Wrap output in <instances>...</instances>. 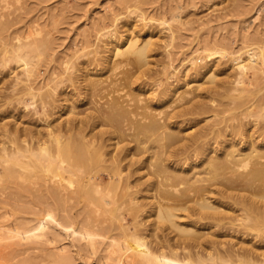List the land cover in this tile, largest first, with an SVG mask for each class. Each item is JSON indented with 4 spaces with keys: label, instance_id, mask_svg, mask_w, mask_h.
I'll return each mask as SVG.
<instances>
[{
    "label": "rangeland",
    "instance_id": "1",
    "mask_svg": "<svg viewBox=\"0 0 264 264\" xmlns=\"http://www.w3.org/2000/svg\"><path fill=\"white\" fill-rule=\"evenodd\" d=\"M130 41H136L138 45L148 44L147 64L137 62L135 55L130 53L116 55L115 43L119 45L118 51H122ZM31 43L33 46L30 50ZM27 49L30 50L28 62L31 65H28L31 69L28 80L21 63L16 61L17 55L25 53ZM210 53L214 54L206 59L204 55ZM190 56L193 57L194 67L203 69L208 66L211 71L205 76L193 74L187 61ZM239 64L246 68L239 67ZM39 98L46 102L44 113ZM142 109L152 116L157 115L155 118H162L166 122L169 120L168 130L178 131L184 138L186 134L195 136L210 131L213 134L215 131L214 134L220 133L219 138L212 134L210 137L217 136L216 140L220 143L227 134L229 137L231 130L228 128L240 129L234 136L235 140L247 136L249 132L258 136L264 129V0H0L1 143L6 141L8 145L11 144L6 135H18L15 141L21 143L19 139L23 141L33 137L34 132L36 136L41 132L45 134L48 127L54 124L61 128H68L71 124L69 126L78 129L82 125L80 120L84 122L91 118L84 124L83 129L86 130L80 132L90 135L103 131L104 149L111 152L115 151V146L120 148L126 142L118 138L107 142L106 136L111 134V130L113 134L114 130L118 132L119 127H126L131 118L126 113L133 110L144 112ZM186 109L190 113L170 121L172 113L178 110L187 112ZM101 110L102 113L106 111L104 116L108 114L113 119H106V116L99 122L97 115L103 116ZM113 110L117 114H112ZM89 130H92L90 134ZM243 130L248 134L243 133ZM22 131H25L24 134ZM74 131L68 133L72 132L78 137L82 134L78 130ZM260 140V145L264 144ZM214 145L219 148L218 144ZM84 151L82 154L75 150L61 153L65 163L75 166L76 174L58 169L65 176L63 180L58 178L57 181L67 191L63 190L60 194L65 193V197L66 193L67 196L72 193L70 196L74 195L73 198L69 196L67 200L64 198L56 203L49 200L47 187L52 184L50 179L54 178L53 169L24 172L22 178L16 180L21 186L20 190L0 182V264H128L127 261L131 260L132 264H138L141 258L138 257V260L133 253L135 256L132 259V252L131 259L126 256L127 261L123 257L126 252L122 257L115 252V255L109 254L104 237L107 236L104 233L106 231L103 230L100 235L95 230L96 225L103 223L117 227L119 220L117 215L111 217L105 212L110 205L102 203L103 198L92 191L94 187L91 183L94 184L95 180L100 182L98 176H104L98 184L102 185L101 189L108 199L107 194L114 198V194H121L122 190L124 193V182H111L102 173V166L108 162H96L92 159L93 155L90 158L84 155ZM223 151L220 149L216 154ZM216 154L211 153L210 156ZM147 156H143V159ZM158 159H150L148 166L146 163L131 178V181L138 180L140 183L133 189H140L136 197L148 205L145 206L147 211L140 214L143 221L153 222L156 219L155 210L149 213V206L157 201L158 185L152 170L147 167L152 163L158 164ZM203 159L199 160V164ZM247 168L240 167L239 172L245 173ZM222 171H218L219 175L216 174L212 181L218 186H222L223 177L228 176L224 175L226 170ZM126 172L122 175L126 176ZM30 175L43 176L42 179H46L48 185H40L43 183L40 177L39 184H31L26 190L24 187L28 185ZM86 178L88 183L91 181L89 184ZM149 181L154 184L152 189L148 188ZM115 184H118V190L114 188ZM78 188L79 191L85 190L79 192ZM55 195V198H59V194ZM214 195L207 194L208 200L222 206L219 210L226 208V200H215L217 196ZM113 207L111 205L109 209ZM176 214L177 222H188L183 211H177ZM129 221L128 225L131 224ZM39 224L44 225L43 228L39 229ZM190 228L196 230L197 235L202 233V241L208 243L214 240V246L219 247H216L215 253L211 252L215 257L213 261L204 260L207 264L238 263L235 256L230 258L223 252L226 246L234 247L232 245L239 241L238 233L199 223H192Z\"/></svg>",
    "mask_w": 264,
    "mask_h": 264
},
{
    "label": "bare ground",
    "instance_id": "2",
    "mask_svg": "<svg viewBox=\"0 0 264 264\" xmlns=\"http://www.w3.org/2000/svg\"><path fill=\"white\" fill-rule=\"evenodd\" d=\"M116 43H115V48H114V49H117L116 55L122 56L123 54L130 53L132 55H135L137 62H140L142 64H147L148 62L147 52L149 51V50L147 51V46H148L147 43H144L143 45H138L136 41H130L128 46L124 50L122 49V51H118L119 45L117 44H119V42L117 44ZM31 46H33L32 43L30 45V50H31ZM21 51L22 50H20V52ZM29 51L27 49V51L23 54H18V55L16 54L17 55L16 58H18V60L16 59V61L21 63L22 71L24 72V75L27 76L26 78L27 80L31 72V69L29 68L31 65L28 62L30 61L28 60ZM212 54L210 53L204 56L205 58L206 57L208 58V57H212L211 56ZM250 58L248 59L249 62H251L250 60H252ZM240 59L242 58L240 57ZM238 60H236L237 63H238ZM187 61L189 62V65L191 67L190 70H193V74L195 72L196 76L197 75L205 76L207 73L211 71V67H208V66H204V67L202 66L203 69H201L200 67L198 68L194 67L193 57H191ZM28 65L30 66L28 67ZM239 67L243 68L245 66L239 64ZM29 88L31 89V87L28 86V89ZM42 100L40 99L41 103L43 104L41 110L44 113L46 112V108H45L46 102L44 103L42 102ZM118 106H121V105H118ZM143 110L144 109H142V111ZM115 111L113 110L112 114ZM124 111L125 109H123V112ZM133 111L129 113H126L127 111L125 112L128 115L130 114L129 116L131 117V118L129 117L130 119L128 118L130 122H128L125 125L126 126L125 128L119 127L120 129L118 128V132H116L117 130L116 131L114 130L115 132L113 131V134H112V130H111V134L110 133L108 135L105 134V136L107 135L106 136L107 142L112 141L113 138H118L120 141L126 142L124 146L120 148H117L115 146V151H111V152L105 150L106 149L105 147L106 145H104L105 139L102 138L104 134L102 133L103 131H100L101 133L97 131L98 133L93 132L92 134H90L92 130L91 131L89 130L90 135H88V132L87 134L82 133L86 130V128L85 130L83 129L85 122L87 123L88 121L91 120V118H89L90 120L87 119L88 116L87 118L85 117L88 121L82 122V120H80V122L82 123L81 127H78L79 126L78 123L76 124L78 125L77 126L78 129L75 128L76 126L75 127H73V125L69 126L71 124L68 125V128H66L67 126H64L65 128H61L60 126H55L54 124L52 125V127L51 126L48 127V129L46 130L47 132L46 131H45L46 133L44 132L45 134H41L42 133L41 132L39 135L36 136L35 135L36 133L34 132L32 134L33 137H30L23 141H21L22 138L20 137L21 139L19 140L21 143L15 141L18 138V135L17 137L6 135V138H10V140L8 139L9 142H11L10 145H8L6 141H2L1 143V138H0V143H1L0 145V182L11 185L12 187H15L16 189L20 190L21 186H18L16 180H18L19 178H22V174L24 172L26 171L30 172L32 169H37V170L38 169H42V170H52L53 169L54 178L50 179L52 184L50 187H47L49 200H52L55 203L58 201L59 202L63 201L64 198L66 199V197H69L72 193L68 196H67L68 193H66L65 197H64L65 193L60 194L65 189H64V186H61V184L58 183L59 181H57V179L61 178L63 180L65 175L61 174V172H59L58 169H60L61 171L63 169L65 173L74 175L76 174L75 172L76 168L75 166L70 165V163H65V160L61 158L62 157L61 153L62 152L63 153L72 152V150L73 151L75 150V152L81 151L79 153L82 154L83 153L82 150L83 151L86 150V152L84 151V155L86 154V156L88 155L90 158L92 157L91 155H93L92 159L95 160L96 162L103 161V160H104V163L108 162L106 163L107 165H104V166L101 165L104 168V171L102 173L108 179L112 180L111 182L113 181L124 182L123 183L124 187H122L124 189V193L122 190L121 194L119 193H118L119 195L114 194L115 195L114 198L110 197L111 194L109 196L107 194L108 199H106V195L104 194L105 191L103 192V190L101 189L102 185L98 184L104 179V176L97 175L100 182L97 183L98 180L97 181L95 180L96 182L94 181V184L91 183L92 186L94 187L92 191L94 190L93 192L98 193L100 197L103 198L102 200L103 204L106 203L107 205L115 206L110 209H109L110 206L109 207L107 206L108 208L105 210V212L109 214L111 217H114L117 215L116 218L119 220V223L117 222H116L117 224L115 223L116 226L119 224L117 227H115L114 225L107 226L104 223H103L104 225L103 224H101L100 226L96 225L97 229H95L94 227L95 230L99 231L100 235H102V233L106 231L104 233L107 236H104V237H106L107 239V242H106L107 251L109 254H113L115 252V254H120L119 256L121 255L123 256L125 254L124 252H126V255L123 257L126 258L125 260L127 261V257H129L128 259H131L130 257H131V252H132V254L133 253L136 254V256L133 254L132 259L135 256V258L137 257V259L139 260L138 257H140L141 264L142 263L144 264H195V262L197 264H207L206 261L204 260L207 259V261L208 260L213 261L215 257L213 256V253L211 252H214L216 250V247L218 246L216 247L214 246L215 245V243L213 242L214 240L208 243L205 242V240L202 241L201 238L203 236H200L202 233H200V235L199 234L197 235V233L195 232L196 230H194L193 228H190V225L192 223L194 224L199 223V225H202V226L208 225L211 227H219L220 229L232 230L234 231V233L239 234V241L235 243L234 245H232L234 247L226 246V248L223 251L225 252V254L228 255V257L235 256L238 261L237 264H264V150H263L264 144L260 145L261 143L260 138L264 141V129L262 132L258 134V136L256 135V137L255 135L250 134V132L249 134L245 133V131L243 130L244 131L243 133H245L246 135L248 134V135L247 136L244 135L245 137H242L240 139L238 138L239 140L237 139L235 140L234 136L235 134L238 133V130L240 132V129L228 128L229 130H231L229 133V137H227L228 135L227 134L225 137H223L222 142L219 143L217 142L216 137L220 133L214 134L215 131L213 134L209 130L210 131L209 133L204 132L203 134L199 133V135L194 134L195 136H187L186 134L184 138V137H181L180 135L182 133L179 134L178 131L170 132V130H168L170 127V123L168 122L169 120L166 122L162 118L161 119L155 118V116L157 117V115H153L154 116L153 117L151 113L150 115L145 110L144 112H136V111L133 112ZM105 112L106 111H103V113ZM188 112H189L188 110L187 112H185V110L184 111L182 110V112L178 110V112L172 113V115H170V121L173 118H177V117L179 118L180 116H184ZM100 113H102V110ZM115 114H117V112H115ZM44 115L46 116V114ZM89 116L91 117V115ZM106 116L108 117L106 118ZM106 116L97 115L99 122L100 120H104L105 118L113 119V118H110L111 115L109 116L107 114ZM116 117L120 118V116H116ZM160 120H163V121H160ZM166 120H167V117H166ZM66 121H69V120L67 119ZM92 122L94 123L93 120ZM123 122L122 124L125 123ZM73 123L75 124V121ZM65 124H67V122ZM234 127H236V125ZM241 127H244V126H241ZM259 127H260V124H259ZM74 128H75V131L76 130L79 131L78 133H82L79 137L74 136L72 132H71L72 135L68 133L71 130L74 131ZM6 129H7V126H6ZM228 129H227V132H228ZM14 132L16 133V131ZM24 132L22 131L23 134ZM37 132L39 133L40 131H37ZM252 133H255L254 130L252 131ZM190 134L192 135V132H190ZM210 134L217 135V136L210 137ZM2 138L5 139L4 137ZM214 143H216V145L218 144L219 148L224 151L220 154H216L217 151L220 149L218 147H215ZM91 152L92 154H90ZM211 153H215L216 155L210 156ZM135 154L136 156L138 155L136 159H135L136 157ZM140 154H142L143 156L149 155V157L147 156V158L145 157V159H143L144 157L141 156ZM105 157L107 159H105ZM154 157L155 159L156 157L157 159L160 158L161 161L160 159H158L159 160L158 164L152 163L151 165H149V167H147V169L152 170V173H153L152 176L154 175L153 178L156 177V179L154 180H156L155 182L158 185L157 186L158 191L156 190L158 192L157 197H156L157 201L153 204H150L149 206V210H151L149 211V213L152 212V210H155L154 214H156L155 216L156 219L153 222L152 221L148 222V221H143L144 219L143 220L140 219L141 212H144L145 210L147 211L148 209V208L145 209L146 205L143 204L144 202L143 203L140 202V199L138 200L137 198L138 196L136 197V195L140 193V189L139 190L135 189V191L133 190L135 186L137 187V185L140 183H138L139 182L138 180L131 181V178L134 175L138 174V172L141 171L146 166V163L148 161L150 163V159L152 160L154 159ZM202 158L204 159L203 161L201 160V163L199 164V160ZM79 159H82V158H79ZM149 163H147V166ZM70 166H73L72 169L71 168L69 169ZM243 166H246V167L248 166L247 168L248 170L245 173L244 172L240 173L239 168ZM186 169H188L187 173L185 172ZM220 170L221 172H223L222 170H226V174L224 175H228V176H224L225 178L223 177V179L225 180H222L224 181V183L223 182L220 183V184L223 183L222 186L220 185L221 187L216 185L215 182H212L214 179V176L216 174L219 175L218 171ZM124 171H127L126 176L122 175ZM40 177L38 175L37 176L30 175L29 177L30 180L27 182L28 185H26L24 188L27 190L26 187L30 186L31 184H35V185L39 184L38 180H40ZM87 179L88 178H86V182H87ZM42 180H43V183L42 184L40 183V185H43L46 187V185H48L47 180L46 179H42ZM154 180L152 182H154ZM150 181L148 182V188L152 189L154 184L150 183ZM91 184H90V187H91ZM115 185L116 187L114 186V188L118 190L117 188L118 184H115ZM215 186H218V187H215ZM77 190L79 191V188ZM81 190L79 192H84L85 189L82 191ZM21 191H24V190L22 189ZM232 192H235V193H232ZM210 193L213 195L215 194L214 197L217 196L215 200L216 199H218V201H220L221 199L226 200L227 207L224 208L223 210H219L222 206L213 204L214 201L211 202L208 200L209 198L207 197V194H210ZM55 194H59V198L57 197L55 198L56 196ZM75 195H76L75 197H77L76 192H75ZM73 196L74 195L70 197L73 198ZM191 203H194L195 205ZM96 207L98 206L96 205ZM177 211H183L185 219L188 220V222H177L175 220V218L177 217V214H176ZM126 216H128L129 218L127 219ZM121 220L125 221V223H122ZM129 220H131V224L128 225V222H130ZM103 221L104 220H102V222ZM93 223H94V220H93ZM102 225L106 227H103ZM43 226L39 224L38 228L41 229L43 228ZM91 228L93 229L92 226ZM95 230H92V232ZM115 230L116 231L118 230V232H116ZM87 231H86V234H87ZM193 233H196V234L193 235ZM106 243H105V246H106ZM224 245H226V243ZM224 247H221V249H223ZM127 251L130 252V254L128 253L130 256H128ZM93 253L94 252H92V254ZM217 256L218 258L221 259L219 255ZM127 263L132 264V260L131 262L127 261ZM135 263L136 262H133V264Z\"/></svg>",
    "mask_w": 264,
    "mask_h": 264
}]
</instances>
